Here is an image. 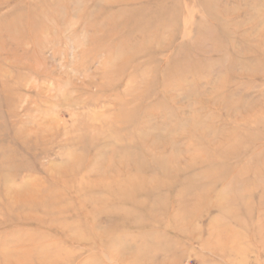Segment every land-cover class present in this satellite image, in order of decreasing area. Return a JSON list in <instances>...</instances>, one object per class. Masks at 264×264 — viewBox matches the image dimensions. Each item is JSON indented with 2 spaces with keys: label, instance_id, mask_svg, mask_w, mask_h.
<instances>
[{
  "label": "rangeland",
  "instance_id": "1",
  "mask_svg": "<svg viewBox=\"0 0 264 264\" xmlns=\"http://www.w3.org/2000/svg\"><path fill=\"white\" fill-rule=\"evenodd\" d=\"M0 264H264V0H0Z\"/></svg>",
  "mask_w": 264,
  "mask_h": 264
},
{
  "label": "bare ground",
  "instance_id": "2",
  "mask_svg": "<svg viewBox=\"0 0 264 264\" xmlns=\"http://www.w3.org/2000/svg\"><path fill=\"white\" fill-rule=\"evenodd\" d=\"M136 3V2H135ZM137 4V3H136ZM130 5H132V3L130 2Z\"/></svg>",
  "mask_w": 264,
  "mask_h": 264
}]
</instances>
